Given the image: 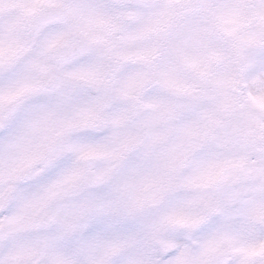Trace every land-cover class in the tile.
Wrapping results in <instances>:
<instances>
[{"label": "snow or ice", "instance_id": "6c2138e0", "mask_svg": "<svg viewBox=\"0 0 264 264\" xmlns=\"http://www.w3.org/2000/svg\"><path fill=\"white\" fill-rule=\"evenodd\" d=\"M0 264H264V0H0Z\"/></svg>", "mask_w": 264, "mask_h": 264}]
</instances>
